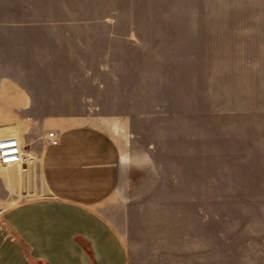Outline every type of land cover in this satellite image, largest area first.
I'll use <instances>...</instances> for the list:
<instances>
[{"label": "rangeland", "instance_id": "1", "mask_svg": "<svg viewBox=\"0 0 264 264\" xmlns=\"http://www.w3.org/2000/svg\"><path fill=\"white\" fill-rule=\"evenodd\" d=\"M18 3L47 114L93 116L111 174L126 127L136 264H264V0Z\"/></svg>", "mask_w": 264, "mask_h": 264}, {"label": "crops", "instance_id": "2", "mask_svg": "<svg viewBox=\"0 0 264 264\" xmlns=\"http://www.w3.org/2000/svg\"><path fill=\"white\" fill-rule=\"evenodd\" d=\"M18 2L0 0V139L19 143L15 155L0 157V264H136L126 233L129 178L117 174L129 164L126 127L111 126L121 133L111 135L118 151L111 174L109 164L94 163L93 116L47 114L41 105L60 100L35 93L31 19L15 14Z\"/></svg>", "mask_w": 264, "mask_h": 264}, {"label": "built area", "instance_id": "3", "mask_svg": "<svg viewBox=\"0 0 264 264\" xmlns=\"http://www.w3.org/2000/svg\"><path fill=\"white\" fill-rule=\"evenodd\" d=\"M48 137L50 138V142L52 144L57 143V138L53 132H49ZM18 149H19V143L16 138L6 137V138L0 139V155L2 157L13 156L17 153Z\"/></svg>", "mask_w": 264, "mask_h": 264}]
</instances>
